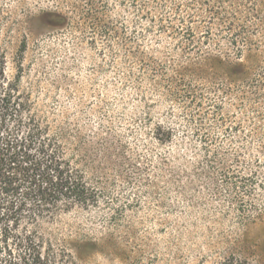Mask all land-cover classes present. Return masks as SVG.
Wrapping results in <instances>:
<instances>
[{
  "label": "rangeland",
  "instance_id": "1",
  "mask_svg": "<svg viewBox=\"0 0 264 264\" xmlns=\"http://www.w3.org/2000/svg\"><path fill=\"white\" fill-rule=\"evenodd\" d=\"M251 1L248 17L264 44V0ZM142 15L133 0H0L7 79L34 115L80 138L77 165L100 196L97 207L40 228L77 253L76 264H264V191L249 196L256 168L245 162L262 147L217 130L209 155L201 137L171 146L151 139L126 60L128 39L143 41ZM171 107L158 105L154 123Z\"/></svg>",
  "mask_w": 264,
  "mask_h": 264
},
{
  "label": "trees",
  "instance_id": "2",
  "mask_svg": "<svg viewBox=\"0 0 264 264\" xmlns=\"http://www.w3.org/2000/svg\"><path fill=\"white\" fill-rule=\"evenodd\" d=\"M133 1L147 28L143 41L128 39V85L153 126L151 139L171 146L201 137L209 155L218 144L210 138L212 130L249 136L240 143L263 150L245 159L246 166L256 168L249 196L260 198L264 44L255 40L259 27L253 29L248 17L252 1L242 0V5L239 0L237 6L238 0ZM165 102L176 105L182 118L171 107L163 121L154 123L153 110ZM179 129L181 143L176 141ZM85 150L79 137L34 115L30 100L7 79L6 57L0 54V264H76L77 253L54 245L40 227L75 209L99 205V192L77 165ZM239 193L245 197L248 191L242 187ZM220 264L246 262L230 258Z\"/></svg>",
  "mask_w": 264,
  "mask_h": 264
}]
</instances>
